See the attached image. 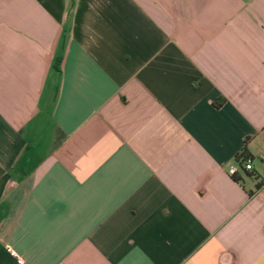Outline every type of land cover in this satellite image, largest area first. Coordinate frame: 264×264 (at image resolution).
Segmentation results:
<instances>
[{
	"label": "crops",
	"instance_id": "1",
	"mask_svg": "<svg viewBox=\"0 0 264 264\" xmlns=\"http://www.w3.org/2000/svg\"><path fill=\"white\" fill-rule=\"evenodd\" d=\"M7 248L264 264V0H0Z\"/></svg>",
	"mask_w": 264,
	"mask_h": 264
},
{
	"label": "trees",
	"instance_id": "2",
	"mask_svg": "<svg viewBox=\"0 0 264 264\" xmlns=\"http://www.w3.org/2000/svg\"><path fill=\"white\" fill-rule=\"evenodd\" d=\"M217 106H219L218 103H216ZM250 155L247 151V148L245 147V145L242 147V149L236 154L234 161L237 162L238 164H244L245 161H250ZM246 170V169H245ZM246 175L247 176H252L253 174L249 171L246 170ZM232 179H234L235 181H238V177H237V173L232 175ZM261 185V181H259L256 184V187H259Z\"/></svg>",
	"mask_w": 264,
	"mask_h": 264
},
{
	"label": "built area",
	"instance_id": "3",
	"mask_svg": "<svg viewBox=\"0 0 264 264\" xmlns=\"http://www.w3.org/2000/svg\"><path fill=\"white\" fill-rule=\"evenodd\" d=\"M243 168L246 169L247 171L252 170V165L250 161H245L243 164ZM237 173V167L236 166H230L229 167V174L230 176L234 175ZM7 251L16 259L18 264H24L23 260L19 258V255L12 250L11 248H7Z\"/></svg>",
	"mask_w": 264,
	"mask_h": 264
}]
</instances>
